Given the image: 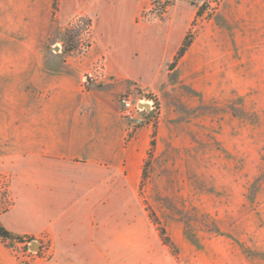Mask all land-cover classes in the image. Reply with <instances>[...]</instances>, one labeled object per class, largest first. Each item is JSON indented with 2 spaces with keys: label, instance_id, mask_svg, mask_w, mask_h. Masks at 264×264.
I'll list each match as a JSON object with an SVG mask.
<instances>
[{
  "label": "rangeland",
  "instance_id": "obj_1",
  "mask_svg": "<svg viewBox=\"0 0 264 264\" xmlns=\"http://www.w3.org/2000/svg\"><path fill=\"white\" fill-rule=\"evenodd\" d=\"M161 1L144 0L137 22L153 38L180 23L181 45L150 70L131 67L133 80L108 78L90 20L65 17L59 0H23L22 13L0 15L8 109L80 105L100 93L117 103L131 92L154 98L161 112L158 125L127 136L117 104L111 125L120 127V145L86 147L87 158L119 150L141 169L134 193L123 176L118 193L105 191L96 241L58 261L48 232L3 240L18 264H264V0ZM97 117L90 114L91 125ZM10 141L0 146L8 159L32 149ZM10 186L1 173L4 212L14 203Z\"/></svg>",
  "mask_w": 264,
  "mask_h": 264
},
{
  "label": "crops",
  "instance_id": "obj_2",
  "mask_svg": "<svg viewBox=\"0 0 264 264\" xmlns=\"http://www.w3.org/2000/svg\"><path fill=\"white\" fill-rule=\"evenodd\" d=\"M59 2L65 17L90 20L92 32L100 36L101 48L106 52L105 72L111 81L135 79L132 73L136 67L150 66V70L166 58L168 50L180 47L185 33L184 27L175 23L160 29L159 38H153L148 28L137 22L144 0ZM23 5V0L19 5L18 0H0V15L17 16L23 12ZM16 62L22 67V61ZM5 74L0 68V146L9 145L12 139L11 145L32 149L10 159L0 155V174L10 175L14 195V203L0 214V226L19 237L48 232L58 261L79 257L87 243L96 241L97 223L101 224L97 210L103 209L105 191L108 195L118 193L123 176L125 188L134 193L135 179L141 174V169L119 150L112 149L107 160L84 155L89 146L120 145V127L111 125L117 108L115 97L100 93L94 98L83 97L80 105L68 106L65 99L63 105L8 109L7 96L1 88ZM70 98L75 96L70 94ZM93 112L98 115V123L91 125L89 116ZM9 113L18 116L9 121ZM72 146L79 147L80 154H72ZM0 264H18L2 238Z\"/></svg>",
  "mask_w": 264,
  "mask_h": 264
},
{
  "label": "built area",
  "instance_id": "obj_3",
  "mask_svg": "<svg viewBox=\"0 0 264 264\" xmlns=\"http://www.w3.org/2000/svg\"><path fill=\"white\" fill-rule=\"evenodd\" d=\"M163 8L159 7L160 10L155 12V15L163 16L165 13ZM117 104L119 114L126 122L127 136L132 135L138 128L153 127L159 124L161 116L160 108L152 97L140 98L134 96L131 92H124L118 97ZM25 239V237L22 238V240ZM27 239L30 240L29 238Z\"/></svg>",
  "mask_w": 264,
  "mask_h": 264
},
{
  "label": "trees",
  "instance_id": "obj_4",
  "mask_svg": "<svg viewBox=\"0 0 264 264\" xmlns=\"http://www.w3.org/2000/svg\"><path fill=\"white\" fill-rule=\"evenodd\" d=\"M183 50H184L183 47H181L178 51V54L181 55L183 53ZM4 210L6 209L4 208L0 209V213L4 212ZM0 238H2V240H5V239H12V240H17V241L22 240V237L12 235L11 233L6 231L1 226H0Z\"/></svg>",
  "mask_w": 264,
  "mask_h": 264
},
{
  "label": "water",
  "instance_id": "obj_5",
  "mask_svg": "<svg viewBox=\"0 0 264 264\" xmlns=\"http://www.w3.org/2000/svg\"><path fill=\"white\" fill-rule=\"evenodd\" d=\"M30 248H31L32 250H36V249H38V245L35 244V243H33V244L31 245Z\"/></svg>",
  "mask_w": 264,
  "mask_h": 264
}]
</instances>
